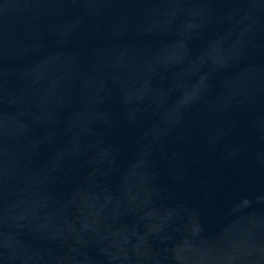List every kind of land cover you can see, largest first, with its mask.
I'll return each instance as SVG.
<instances>
[{"label":"water","instance_id":"95a60500","mask_svg":"<svg viewBox=\"0 0 264 264\" xmlns=\"http://www.w3.org/2000/svg\"><path fill=\"white\" fill-rule=\"evenodd\" d=\"M0 264H264V0H0Z\"/></svg>","mask_w":264,"mask_h":264}]
</instances>
